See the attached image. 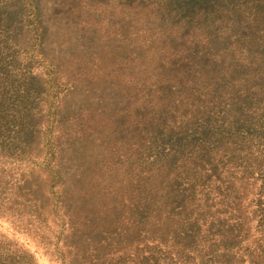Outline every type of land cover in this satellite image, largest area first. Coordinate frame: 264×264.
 <instances>
[{
    "label": "rangeland",
    "instance_id": "rangeland-1",
    "mask_svg": "<svg viewBox=\"0 0 264 264\" xmlns=\"http://www.w3.org/2000/svg\"><path fill=\"white\" fill-rule=\"evenodd\" d=\"M0 19L10 25L1 65L29 89L26 151L2 145L0 161H53L49 178L38 165L27 178L47 210L27 228L34 237L0 217V240L29 264H69L84 246L88 258L121 261L140 242L127 249L123 229L113 232L110 204L133 167L159 161L152 121L178 92L213 94L239 50L233 34L262 24L264 0H0Z\"/></svg>",
    "mask_w": 264,
    "mask_h": 264
},
{
    "label": "trees",
    "instance_id": "trees-1",
    "mask_svg": "<svg viewBox=\"0 0 264 264\" xmlns=\"http://www.w3.org/2000/svg\"><path fill=\"white\" fill-rule=\"evenodd\" d=\"M257 24L233 34L239 50L211 96L203 91L206 86L190 87L188 97L177 91L171 111L152 121L154 128L146 133H156L159 161L133 167L127 189L110 204L113 217L120 215L112 222L121 224L113 232L123 229L127 249L136 238L140 243L121 261L106 264H264V21ZM9 27L0 19V35ZM9 70L0 61V146L12 144L20 156L28 144L29 89L21 79H10ZM51 164L0 161V217L33 237L28 226L47 210L27 178L35 165L38 177L49 178L44 171ZM68 225L73 235L79 232ZM4 247L0 240V264L32 260L19 248ZM76 249L69 264H105L96 252L85 256V246L83 253Z\"/></svg>",
    "mask_w": 264,
    "mask_h": 264
}]
</instances>
